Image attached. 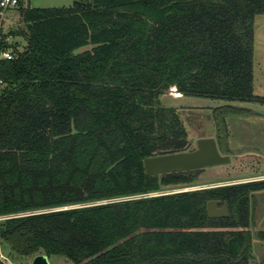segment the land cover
<instances>
[{
  "label": "trees",
  "instance_id": "16d2710c",
  "mask_svg": "<svg viewBox=\"0 0 264 264\" xmlns=\"http://www.w3.org/2000/svg\"><path fill=\"white\" fill-rule=\"evenodd\" d=\"M18 9L0 44L14 54L0 59V214L14 215L1 222L6 253L255 264L251 242L264 230L248 228L250 206L264 179L166 192L201 169L149 175L142 159L189 147L177 109L160 103L168 88L259 100L253 23L264 0H20ZM224 133L217 119V140ZM208 199L225 200L228 215L207 217Z\"/></svg>",
  "mask_w": 264,
  "mask_h": 264
},
{
  "label": "rangeland",
  "instance_id": "374dc122",
  "mask_svg": "<svg viewBox=\"0 0 264 264\" xmlns=\"http://www.w3.org/2000/svg\"><path fill=\"white\" fill-rule=\"evenodd\" d=\"M73 0H27L29 7L69 6ZM25 5V4H24ZM19 9L5 14L4 29L19 23ZM14 39L20 42L18 37ZM21 41L20 43H22ZM89 46L77 49L80 51ZM252 86L259 100H225L204 96L182 95L175 87L160 94V103L174 106L187 130L190 147L197 137L216 136V120L226 128L224 142L231 150L226 163L201 168L196 178L187 184L166 187V192L185 191L229 182L264 179V15H256L253 23ZM192 143V144H191ZM218 149L223 153L221 146ZM156 194V192H154ZM250 230H264V189L253 192L250 206ZM252 251L255 264H264V241L253 236ZM0 252L11 264H30L31 259L17 262L6 253L0 237ZM50 264H70L61 256H50Z\"/></svg>",
  "mask_w": 264,
  "mask_h": 264
},
{
  "label": "water",
  "instance_id": "95a60500",
  "mask_svg": "<svg viewBox=\"0 0 264 264\" xmlns=\"http://www.w3.org/2000/svg\"><path fill=\"white\" fill-rule=\"evenodd\" d=\"M26 6V2H25ZM230 155L221 153L214 136L197 137L192 146L184 150L161 152L143 157L142 164L146 174L154 175L166 172H180L200 169L228 162ZM218 199H208L205 202L207 217H225L228 215L226 202L220 206ZM3 226L0 225V233ZM30 264H50L44 254L32 257Z\"/></svg>",
  "mask_w": 264,
  "mask_h": 264
},
{
  "label": "built area",
  "instance_id": "2783aa9c",
  "mask_svg": "<svg viewBox=\"0 0 264 264\" xmlns=\"http://www.w3.org/2000/svg\"><path fill=\"white\" fill-rule=\"evenodd\" d=\"M20 0H0V44L5 41H10V38L7 36H3L5 29V14L7 11L11 9L18 8ZM13 52L11 48L7 46L0 45V59H11L13 57ZM2 80L0 79V89L2 87ZM14 216L13 214H0V225L3 220L6 218ZM0 264H11L7 261V258L4 254L0 252Z\"/></svg>",
  "mask_w": 264,
  "mask_h": 264
},
{
  "label": "flooded vegetation",
  "instance_id": "af4514ba",
  "mask_svg": "<svg viewBox=\"0 0 264 264\" xmlns=\"http://www.w3.org/2000/svg\"><path fill=\"white\" fill-rule=\"evenodd\" d=\"M185 128V127H184ZM186 130V129H185ZM186 134H187V130H186ZM225 135H226V128H225V133H224V135L220 138V141L219 140H217V138H216V136H214L215 137V139H216V142H217V144L219 145V146H221V148H222V151H223V153H228L229 155H230V153H231V150L226 146V144H225V142H224V138H225ZM211 136V135H210ZM187 139H188V146L190 147V141H189V138H188V135H187ZM192 144V143H191ZM231 159V158H230ZM229 159V160H230ZM201 169V168H200ZM259 180H262V179H259ZM249 181H251V180H249ZM245 182V181H244ZM236 183H242V182H229V183H223V184H219V185H230V184H236ZM219 185H208V186H205V187H213V186H219ZM205 187H203V188H205ZM219 200V199H218ZM223 201H225V200H219V203H217V205L218 206H220L221 204H222V202ZM226 202V201H225ZM226 205H227V203H226ZM227 208H228V206H227Z\"/></svg>",
  "mask_w": 264,
  "mask_h": 264
}]
</instances>
